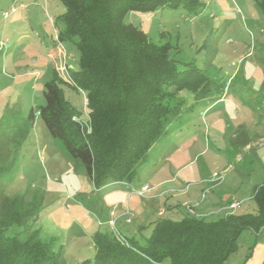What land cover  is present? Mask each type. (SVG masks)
Segmentation results:
<instances>
[{"label":"rangeland","instance_id":"374dc122","mask_svg":"<svg viewBox=\"0 0 264 264\" xmlns=\"http://www.w3.org/2000/svg\"><path fill=\"white\" fill-rule=\"evenodd\" d=\"M259 1L180 0L178 7L126 13L125 22L156 43L170 42L179 64L207 72L214 87L201 98L179 93L186 103L173 96L172 105L183 103L181 114L167 123L168 133L146 161L128 179L97 186L39 115L28 137L14 141L30 110L45 103L44 85L55 71L66 81L61 84L65 98L82 117L88 113L85 91L71 83L79 49L56 39L64 4L0 0V211L4 194L30 210L8 233L38 232L42 241L54 243L62 264H77L94 259L99 231L116 229L144 243L162 218L196 215L213 221L230 212L256 214L254 194L264 183V12ZM85 130L92 131L91 120ZM145 183L152 189L141 196ZM225 198L240 206L227 210ZM225 264H264V228L243 231Z\"/></svg>","mask_w":264,"mask_h":264},{"label":"trees","instance_id":"16d2710c","mask_svg":"<svg viewBox=\"0 0 264 264\" xmlns=\"http://www.w3.org/2000/svg\"><path fill=\"white\" fill-rule=\"evenodd\" d=\"M60 1L65 12L57 18L56 39L72 41L79 49L78 69L66 64L72 71L71 83L86 93L88 113L82 117L65 98L61 84L66 81L55 71L44 85L45 103L30 110L23 126L15 129L14 141L28 137L39 115L97 186L128 179L168 133L169 122L181 114L178 110L186 99L179 93L205 97L214 82L207 72L180 65L170 42L156 43L142 28L124 21L128 11L178 7L180 0ZM259 3L264 12V0ZM173 96L184 102L172 105ZM90 120L92 131L87 133L85 123ZM3 197L0 264H62L54 243L42 241L38 232L26 228L8 233L30 210L19 198ZM254 200L256 214L229 213L213 221L196 215L159 219L144 243L99 231L94 235V259L77 264H225L243 231L258 233L264 228V183L257 187Z\"/></svg>","mask_w":264,"mask_h":264},{"label":"built area","instance_id":"2783aa9c","mask_svg":"<svg viewBox=\"0 0 264 264\" xmlns=\"http://www.w3.org/2000/svg\"><path fill=\"white\" fill-rule=\"evenodd\" d=\"M15 11V8H12L11 12H14ZM10 13H5V16L9 15ZM152 189V186H150L149 184H144L139 190H138V194L141 195V196H144V194L148 191H150ZM240 206V203L238 202H235V203H232L231 204V208L232 209H235V208H238Z\"/></svg>","mask_w":264,"mask_h":264},{"label":"crops","instance_id":"0c3cea01","mask_svg":"<svg viewBox=\"0 0 264 264\" xmlns=\"http://www.w3.org/2000/svg\"><path fill=\"white\" fill-rule=\"evenodd\" d=\"M224 176V175H223ZM145 184H147V183H145ZM143 186V185H142ZM151 191V190H150ZM150 191H148V192H150ZM147 193V192H146ZM229 203V207L227 206V204ZM232 203H235V202H232V201H230V198H225V200H224V202H223V206H225V208L227 209V210H230L229 208H231V204ZM234 211V210H233ZM230 213H233V212H230ZM227 214H229V213H227ZM226 214V215H227ZM114 230V232L115 233H117V234H120L119 232H117V230L116 229H113Z\"/></svg>","mask_w":264,"mask_h":264}]
</instances>
